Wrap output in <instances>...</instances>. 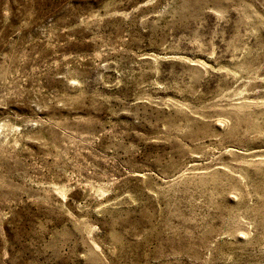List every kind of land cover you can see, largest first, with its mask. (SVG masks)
Segmentation results:
<instances>
[{"label": "rangeland", "instance_id": "1", "mask_svg": "<svg viewBox=\"0 0 264 264\" xmlns=\"http://www.w3.org/2000/svg\"><path fill=\"white\" fill-rule=\"evenodd\" d=\"M0 264H264V0H0Z\"/></svg>", "mask_w": 264, "mask_h": 264}]
</instances>
